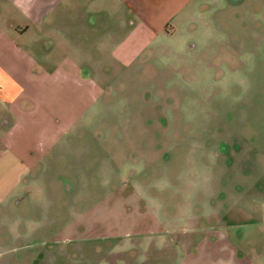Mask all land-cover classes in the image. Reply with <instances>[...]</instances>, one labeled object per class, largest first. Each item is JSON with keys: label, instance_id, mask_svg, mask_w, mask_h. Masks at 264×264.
Segmentation results:
<instances>
[{"label": "rangeland", "instance_id": "1", "mask_svg": "<svg viewBox=\"0 0 264 264\" xmlns=\"http://www.w3.org/2000/svg\"><path fill=\"white\" fill-rule=\"evenodd\" d=\"M206 8L123 64L108 37L78 126L0 125V264H264V0Z\"/></svg>", "mask_w": 264, "mask_h": 264}, {"label": "crops", "instance_id": "2", "mask_svg": "<svg viewBox=\"0 0 264 264\" xmlns=\"http://www.w3.org/2000/svg\"><path fill=\"white\" fill-rule=\"evenodd\" d=\"M215 1L0 0V118L5 119L0 125L7 127L13 117L26 124L27 117L38 116L43 126L48 115V126L41 129L52 131L56 99L62 96L68 115L75 117L65 119L66 129L78 126L104 93L97 71L104 67L108 37L115 41L112 54L118 62L133 61L163 37L195 29L196 15ZM244 1L227 0L230 5ZM9 132L2 139L6 154L26 164V137L13 141ZM49 141H39L41 155L57 143Z\"/></svg>", "mask_w": 264, "mask_h": 264}]
</instances>
